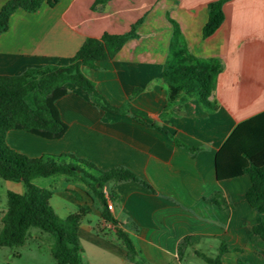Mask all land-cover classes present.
Instances as JSON below:
<instances>
[{
	"label": "crops",
	"instance_id": "0c3cea01",
	"mask_svg": "<svg viewBox=\"0 0 264 264\" xmlns=\"http://www.w3.org/2000/svg\"><path fill=\"white\" fill-rule=\"evenodd\" d=\"M214 1L109 0L92 10L95 0H58L33 13L15 10L0 33V75H18L31 67L68 64L86 38L125 33L143 18L137 37L110 61L81 69L114 107L138 89L126 113L105 111L69 87L56 103L67 126L60 139L11 130L5 141L28 157L71 155L100 170L126 168L146 183L149 187L136 181L103 185L104 192L116 195L109 211L116 227L146 264H207L201 255L214 258L220 250L222 264H264V239L252 231L261 215L245 199L249 177L218 180L215 172L224 143L235 146L250 126L264 132V0H225L222 23L204 38L208 4ZM168 18L178 24L193 56L221 64L209 97L216 103L213 112L189 100L161 117L167 104L161 73L172 36ZM59 176L65 202L52 205L57 193L49 189L55 214L87 209L78 228L81 264H136L127 260L115 227L102 220L86 183Z\"/></svg>",
	"mask_w": 264,
	"mask_h": 264
},
{
	"label": "trees",
	"instance_id": "16d2710c",
	"mask_svg": "<svg viewBox=\"0 0 264 264\" xmlns=\"http://www.w3.org/2000/svg\"><path fill=\"white\" fill-rule=\"evenodd\" d=\"M57 1H5L0 8V33L7 30L9 18L15 10L22 9L33 13L43 3L53 6ZM108 1L95 0L91 9H98ZM224 1L217 0L208 4V19L202 29L204 38L213 34L222 23ZM142 20L143 18L138 19L122 34L104 33L99 38H86L68 64L31 67L18 75H0V178L21 182L25 189L23 193L10 190L6 192V209L0 218V247H22L28 230L37 228L53 238L50 252L56 264L82 263L78 228L87 209L79 207L76 212L60 218L49 204L52 192L33 183V179L37 177L63 175L86 183L101 206L102 220L115 227V235L126 250L127 260L146 264L143 259L137 257L128 236L116 227L103 191V185L108 181H136L149 187L146 183L126 168L100 170L93 163L71 155L28 157L11 149L5 141L7 132L11 130L24 131L47 140L60 139L67 126L60 118L56 103L68 94L69 87L77 89L91 104L105 111L126 113L129 101L138 89L132 91L122 106L114 107L97 92L94 83L83 75L81 69H96L99 63L110 61L129 39L137 37L136 28ZM168 21L172 27V36L161 73L167 90V104L161 117H170L174 108H181L189 100L196 101L208 112L215 111L216 103L210 101L209 97L214 91L221 64L215 59L193 56L181 36L178 24L170 18ZM174 142L190 152L195 151L178 141ZM90 171L93 174H90ZM215 172L218 180L244 175L249 177L250 186L245 193V199L249 206L261 215L260 221L252 227V231L264 239V132L250 126L245 137L235 146L224 143L216 153ZM106 193L114 203L116 195L110 191ZM213 202L220 206L218 200ZM186 242L187 240L183 239L179 244V254L180 247ZM221 253L220 250L214 258L204 255L201 257L207 264H222L219 259Z\"/></svg>",
	"mask_w": 264,
	"mask_h": 264
},
{
	"label": "rangeland",
	"instance_id": "374dc122",
	"mask_svg": "<svg viewBox=\"0 0 264 264\" xmlns=\"http://www.w3.org/2000/svg\"><path fill=\"white\" fill-rule=\"evenodd\" d=\"M63 159V158H61ZM93 174L92 171L89 172ZM56 178H61L59 175L51 176L47 178L37 177L33 179V183L40 187H47L52 191H55L56 197L52 201V205H55V202L64 203L65 196L64 194V184L57 182ZM14 191L18 193L24 192V185L21 182H12L5 181L0 178V218L6 208V192ZM56 215L60 218H65L64 211L62 209H56ZM94 219V217H90ZM1 227V222H0ZM106 228H103L104 230ZM53 238L37 228H30L28 230L27 239L25 244L22 247L18 248H7L0 247V264H56L54 258L51 255L50 247L52 244ZM119 243L117 240H114V244ZM88 252H86L83 258L86 259ZM199 264L202 263L198 260ZM86 264V263H84ZM245 264V263H240Z\"/></svg>",
	"mask_w": 264,
	"mask_h": 264
},
{
	"label": "built area",
	"instance_id": "2783aa9c",
	"mask_svg": "<svg viewBox=\"0 0 264 264\" xmlns=\"http://www.w3.org/2000/svg\"><path fill=\"white\" fill-rule=\"evenodd\" d=\"M104 196H105V198H106V200H107V208H108V210L110 211V210H112V202H111L110 199L108 198L106 192H104Z\"/></svg>",
	"mask_w": 264,
	"mask_h": 264
}]
</instances>
